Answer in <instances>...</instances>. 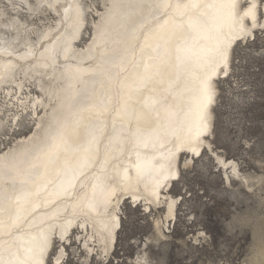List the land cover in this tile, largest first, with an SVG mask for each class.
I'll list each match as a JSON object with an SVG mask.
<instances>
[{
  "label": "bare ground",
  "instance_id": "1",
  "mask_svg": "<svg viewBox=\"0 0 264 264\" xmlns=\"http://www.w3.org/2000/svg\"><path fill=\"white\" fill-rule=\"evenodd\" d=\"M252 2L264 25L260 0H0V130L32 122L0 151V264H47L55 243L61 264L73 229L86 255L110 256L126 198L164 204L154 227L165 237L181 155L214 153L216 80L250 41ZM215 156L228 184L251 187L237 162ZM252 237L243 264L264 261V231Z\"/></svg>",
  "mask_w": 264,
  "mask_h": 264
},
{
  "label": "rangeland",
  "instance_id": "2",
  "mask_svg": "<svg viewBox=\"0 0 264 264\" xmlns=\"http://www.w3.org/2000/svg\"><path fill=\"white\" fill-rule=\"evenodd\" d=\"M95 2L100 8V0ZM53 16L39 14L32 22L40 27ZM87 27L80 45L87 40L86 32L91 30ZM259 35L258 30L255 44L251 40L239 41L231 53V58L234 53H251L245 82L235 83L234 76L216 80L209 137L214 153L209 149L202 152L204 176L193 181L189 173L187 179L182 175L169 186V195L177 201L174 217L165 222V237H158L154 227L155 219H164V204L151 205L148 211L139 201L134 203L126 198L121 203L120 227L112 254L86 255L76 240L77 230L73 229L71 247L66 245L61 264H137L135 258L142 255L146 264H243L247 261L245 258L253 253V231H264V55L260 53L264 41ZM20 127V132L9 131L7 127L0 130V151L16 137L30 132L31 120ZM215 153L237 162L239 173L250 177L251 187L233 177L228 184L225 173L230 174L231 169L222 167ZM189 158L187 153L181 155V173L184 161ZM257 177L261 178L260 182ZM186 189L191 192V199ZM58 245L55 243L47 264H53L51 259Z\"/></svg>",
  "mask_w": 264,
  "mask_h": 264
},
{
  "label": "snow or ice",
  "instance_id": "3",
  "mask_svg": "<svg viewBox=\"0 0 264 264\" xmlns=\"http://www.w3.org/2000/svg\"><path fill=\"white\" fill-rule=\"evenodd\" d=\"M260 3L264 4V0H260ZM33 6L41 7V5L35 3V0H28V3L25 5V7ZM257 7V4L255 2H252L247 11H245L244 13L245 17L249 15H251L252 17V27L250 30L245 32V35L250 38L252 44H255L257 40V28H259L260 32L259 39L264 41V25L258 24V17L255 14ZM261 16H264V12L261 13ZM245 47H248V45H245ZM260 53L261 55H264V43L260 45ZM248 55H251V53H248ZM248 55L234 53L230 61L229 57L225 55L224 66L223 68H221V71H223L225 77L234 76L235 83L237 84L245 82L244 77L248 70ZM231 83L232 82H230V84ZM192 151L194 155L192 156L191 161H185L183 172L175 173L173 179L179 180L182 175H184V177L187 179V175L190 173L191 179L195 181L198 177H202L206 174L204 167H202L203 155L200 152H197L196 149H193ZM185 192L188 195L189 199H191V192H189L187 189L185 190ZM97 264H99V262H97ZM137 264H144V262L138 261ZM261 264H264V261H262Z\"/></svg>",
  "mask_w": 264,
  "mask_h": 264
}]
</instances>
